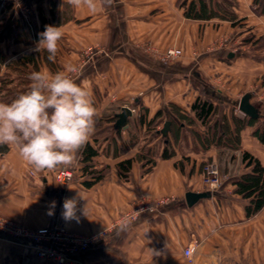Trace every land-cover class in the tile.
Returning <instances> with one entry per match:
<instances>
[{
  "label": "crops",
  "instance_id": "1",
  "mask_svg": "<svg viewBox=\"0 0 264 264\" xmlns=\"http://www.w3.org/2000/svg\"><path fill=\"white\" fill-rule=\"evenodd\" d=\"M201 1L213 13L223 11L236 19H187L184 2L200 8V0H98L95 14L67 0H0V102L10 89V101L27 91L33 71H62L81 56L87 64L73 79L91 90L97 116L87 144L98 153L84 164L86 144L76 163L67 167L75 168L74 180L63 185L56 175L66 168L36 173L14 146L0 145L1 217L30 230L64 227L87 237L106 231L74 264H187L183 251L191 244L198 245L200 264H264V207L249 216L251 199L239 193L237 184L252 170L243 153L264 169V143L256 134L264 133V16L257 13L255 0ZM46 25L61 26L64 33L54 61L47 52L33 51ZM220 36L226 38V48L207 49ZM144 43L180 49L184 56L165 66L139 48ZM102 48L110 54H102ZM89 50L99 52L90 58L85 55ZM25 57L33 63H19ZM246 94L259 112L256 120L239 111ZM198 99L215 106L209 125L192 109ZM124 107L135 112L127 128L116 129V115ZM233 117L248 122L238 132L240 148L207 145L208 136L221 139L224 120L229 127L225 136L236 135ZM168 121L171 127L164 137L161 131ZM225 150L232 155L219 157L228 176L224 187L189 207L188 193L208 192L203 166ZM165 151L169 158L163 157ZM128 160L132 166L124 173L120 165ZM85 165L104 171L89 188L84 186L92 181L83 174ZM142 197L169 203L158 213L141 215L126 231L112 227ZM66 198H76L80 209L86 207L87 215L77 213L79 222L62 218ZM51 201L56 207L48 215ZM0 264L52 263L0 233Z\"/></svg>",
  "mask_w": 264,
  "mask_h": 264
},
{
  "label": "clouds",
  "instance_id": "2",
  "mask_svg": "<svg viewBox=\"0 0 264 264\" xmlns=\"http://www.w3.org/2000/svg\"><path fill=\"white\" fill-rule=\"evenodd\" d=\"M75 8L86 7L90 13L98 11V0H67ZM110 4L111 0H104ZM61 26L46 25L38 34L33 49L47 52L54 61L63 38ZM77 66L71 62L55 73L47 69L30 74V88L11 102H0V145H11L36 173L70 167L76 163L77 153L87 144L94 132L97 110L90 89L72 78ZM56 202L51 201L48 215L54 214ZM144 209L136 211L139 216ZM87 215L86 207L78 208L76 198L63 202L62 218L79 222L77 213ZM132 217L123 216L120 231L132 224Z\"/></svg>",
  "mask_w": 264,
  "mask_h": 264
},
{
  "label": "built area",
  "instance_id": "3",
  "mask_svg": "<svg viewBox=\"0 0 264 264\" xmlns=\"http://www.w3.org/2000/svg\"><path fill=\"white\" fill-rule=\"evenodd\" d=\"M9 1V0H8ZM4 2L3 4H5ZM99 51H90V58ZM101 52V51H100ZM102 53V52H101ZM180 49H168L165 53V59L168 61L177 60L182 56ZM135 112L132 110V113ZM31 175H33L31 173ZM75 168H66L60 170L56 175L58 183L68 185L74 180ZM228 180V176L220 171L218 163H207L203 169V186L208 192L215 193L221 190ZM169 203L167 199L154 200L149 197H142L134 203L131 210L121 215L112 227L119 226L123 216L132 217V223L136 222L141 215L145 213H158ZM144 209L139 216L134 213ZM0 233L21 241L30 251H32L41 261H47L52 264H74L77 258L86 253L91 244L106 236V231H101L93 237L82 236L68 231L64 227L44 228L39 230H30L17 224L16 222L0 216ZM198 245L191 244L183 251V256L187 264H200L196 259Z\"/></svg>",
  "mask_w": 264,
  "mask_h": 264
},
{
  "label": "trees",
  "instance_id": "4",
  "mask_svg": "<svg viewBox=\"0 0 264 264\" xmlns=\"http://www.w3.org/2000/svg\"><path fill=\"white\" fill-rule=\"evenodd\" d=\"M254 5L257 7V13L261 16H264V0H255ZM220 13H222L220 15ZM214 15L221 16V18L228 19L230 21H234L236 19L233 15H225L223 11H219V13H213V10L207 8V6L203 3V1L200 0V8L196 7V4L192 2L187 5L185 16L191 19H209L214 17ZM23 61L33 63L32 57H25L20 61L19 63H22ZM5 82L2 83V86ZM9 86L10 83H6ZM11 89L6 91L5 98L10 96ZM8 99V98H7ZM11 102V101H9ZM193 111L196 114V117L198 120L202 122L203 125L208 124L215 113V106L205 100L198 99L196 103L192 107ZM162 112L157 113L156 118L160 117ZM233 122L235 125L236 135L235 136H227V132L229 131L228 123L226 120L222 123V128L224 129L223 134L221 133V139L230 140V138L233 137L236 148L239 146L240 138L238 136V132L245 127L248 122H245L241 119H238L237 117H233ZM209 125V124H208ZM260 137V140L264 143V133H256ZM226 135V136H225ZM235 148V149H236ZM234 149V148H233ZM97 151L94 150L92 146L87 144L82 152V161L84 164H87L92 161L94 157L97 156ZM171 155L168 153V151H165L163 154L164 158H169ZM243 162L246 164L247 168H252L251 172L248 174H245L241 177L238 184V191L240 194L244 195L246 198L251 199L250 205L247 208L248 215L252 216L258 213L262 208L264 207V169L260 165L259 161L255 159L252 155L249 153H243ZM132 166V160H128L123 162L120 165V168L123 170L124 173L128 172L130 167ZM84 175H90L92 181H85L84 186L86 187H92L96 182L100 181L103 178V172L104 171H96L92 170L91 166L85 165V167L82 170Z\"/></svg>",
  "mask_w": 264,
  "mask_h": 264
},
{
  "label": "rangeland",
  "instance_id": "5",
  "mask_svg": "<svg viewBox=\"0 0 264 264\" xmlns=\"http://www.w3.org/2000/svg\"><path fill=\"white\" fill-rule=\"evenodd\" d=\"M7 1L8 0H2V3L7 2ZM183 5L185 7V13H186L187 3L184 2ZM22 10L24 11L25 14H29V12H30V10L28 8H26V7H23ZM67 13L68 14H67L66 17H69L68 15L70 13L69 12H67ZM186 18L187 19H191V18H188V17H186ZM191 20H198V19H191ZM201 20L202 21H206V20H209V19L207 18V19H201ZM231 22H233V21H231ZM234 24H236V23H234ZM234 40H236V39L234 38ZM225 42H226V38L224 36H220L219 39L213 40L212 43L207 47V49H209L211 52H220V51H223L226 48L225 47ZM138 45H139V48H141L146 55H150V56L154 57L156 61H158L159 63H161V64H163L165 66H168V65H170L172 63H175V62L179 61L184 56V54L182 53L183 55L179 59L173 60V61H168V60L165 59V53H166V51L168 49L163 50L158 45H155V43H144V44H138ZM108 51L109 50H107L106 48H104V49L102 48V54H104V55L110 54V52H108ZM83 55H84V53H83ZM85 55L90 57V50L89 51H86L85 52ZM86 64H87V62H84L83 58H81V56H80L78 58L77 62L75 63V65L77 66L78 71L71 74L72 75V78L80 77L81 76V73H82V71L84 69V67L86 66ZM262 96L264 97V93H263ZM2 98H5V94H3V97ZM9 101H10L9 98L8 99H6V98L4 99V102H9ZM212 125H213V123H212ZM213 131L214 130L212 128L211 129V132L213 133ZM219 131L221 133L224 132V129L222 128V125L219 127ZM205 142H206L207 145L217 146V148H220V149L221 148L222 149L223 148H228V149H233L234 148L235 149L236 146H237L236 143H235V141H234V139H233V137L230 138V140H228V139L226 140V138L225 139L218 140V139H216V135H215L214 138L208 136L207 137V140ZM142 146H144V144L143 143H140V147H142ZM239 148H240V142H239L238 148H236V149H239ZM147 149L144 148V151H147ZM231 153L232 152L231 151H228V150H225L224 152H219L218 155H217L218 159L216 161H214V160L209 161L208 163H213V162L218 163V165L220 167V171L223 173V171H222V169H223L222 162L219 161V159H220L219 157L223 158L224 160L230 159V156L232 155ZM204 166H203V169H204ZM223 174L226 175L225 173H223ZM202 177H203V170H202ZM202 180H203V178H202Z\"/></svg>",
  "mask_w": 264,
  "mask_h": 264
},
{
  "label": "water",
  "instance_id": "6",
  "mask_svg": "<svg viewBox=\"0 0 264 264\" xmlns=\"http://www.w3.org/2000/svg\"><path fill=\"white\" fill-rule=\"evenodd\" d=\"M251 94H246L240 101L239 103V111L251 118V119H258L259 118V112L256 109L255 106H253L250 102L251 100ZM132 116V110L124 107L121 109V112L119 114L116 115L117 118V122L115 124V128L119 129V128H127V121L128 119ZM170 127H171V122H166L161 134L166 137L170 131ZM211 196V193L206 192V193H188L186 195V202L188 204L189 207L194 206L197 202H199L202 199H206L209 198Z\"/></svg>",
  "mask_w": 264,
  "mask_h": 264
}]
</instances>
